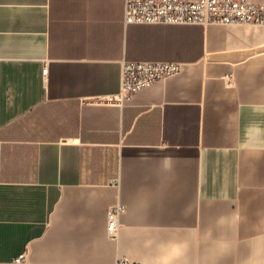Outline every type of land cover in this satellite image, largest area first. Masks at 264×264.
Instances as JSON below:
<instances>
[{
    "label": "crops",
    "instance_id": "0c3cea01",
    "mask_svg": "<svg viewBox=\"0 0 264 264\" xmlns=\"http://www.w3.org/2000/svg\"><path fill=\"white\" fill-rule=\"evenodd\" d=\"M124 7L0 0V264H264V25ZM124 60L181 70L116 99Z\"/></svg>",
    "mask_w": 264,
    "mask_h": 264
},
{
    "label": "built area",
    "instance_id": "2783aa9c",
    "mask_svg": "<svg viewBox=\"0 0 264 264\" xmlns=\"http://www.w3.org/2000/svg\"><path fill=\"white\" fill-rule=\"evenodd\" d=\"M124 14L126 24L264 25V0H125ZM180 70L181 64L174 61L124 60L116 99L129 97L134 91ZM47 71L44 68V73ZM123 211L120 203L108 209L107 232L112 239L118 237Z\"/></svg>",
    "mask_w": 264,
    "mask_h": 264
}]
</instances>
